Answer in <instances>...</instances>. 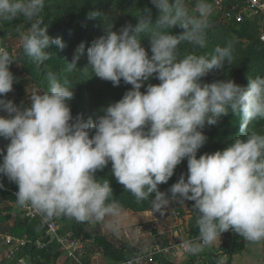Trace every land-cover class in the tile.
Instances as JSON below:
<instances>
[{"label": "clouds", "instance_id": "9594fccd", "mask_svg": "<svg viewBox=\"0 0 264 264\" xmlns=\"http://www.w3.org/2000/svg\"><path fill=\"white\" fill-rule=\"evenodd\" d=\"M151 3L159 12L155 24L146 8L135 26L129 23L119 33L105 30L87 50L84 70L90 68L114 87L122 80L132 86L122 99L102 109L103 115L73 120L68 103L73 89L52 71L47 72L49 90L34 94L30 106L0 99V111L7 113L0 116V138L10 141L6 154L0 149V173L18 186L15 195L21 206L30 205L48 217L102 221L120 214L119 204L109 202V181L95 176L111 162L112 175L137 201L152 196L157 210L170 202H194L198 237L180 245L188 253H199L229 230L249 242L264 240V134L247 131L252 121L264 119V77L249 79L247 87L232 80L201 83L233 59L230 44L217 46L210 59L192 54L178 59L184 42L205 46L212 11L208 0H196L195 14L187 0ZM44 4L0 0V23L19 16L34 20L27 31L18 26L16 32L24 54L41 64L51 58L52 45L64 47L38 19ZM177 26L185 30L179 36L167 32ZM142 33L150 37V57L141 44ZM83 53L82 43L68 71L77 68ZM13 63L12 55L0 49V96L13 90ZM153 78L160 83H149L142 92ZM229 111L241 118L239 135L224 150L197 158L207 142L201 130L218 124ZM185 159L187 175L171 186L170 196L160 192L158 186L166 184Z\"/></svg>", "mask_w": 264, "mask_h": 264}, {"label": "crops", "instance_id": "0c3cea01", "mask_svg": "<svg viewBox=\"0 0 264 264\" xmlns=\"http://www.w3.org/2000/svg\"><path fill=\"white\" fill-rule=\"evenodd\" d=\"M33 22L34 20H26L19 16L11 22L0 23V49L7 50L12 55L14 63L10 66V71L15 77L13 90L6 96H0V99L11 100L20 107L30 106L29 98L39 90L32 77L23 68V47L16 32L18 26H23V30L27 31ZM3 33L4 38H2ZM0 116L7 117V113L0 111ZM1 143L4 145L5 154L10 141L3 139ZM1 181L4 183L0 179ZM7 188L4 186L2 191L9 196V199L0 198V264H70L61 248H57L49 261L39 263L31 262L28 258H23L24 262H22V259H18L16 255L9 256L7 240L25 239L27 233L17 236L15 231L17 226L24 227L28 220L24 218L23 207L21 208L19 204L16 206L12 192ZM192 216L193 212L189 207L184 208V214L181 216L171 208L149 211L120 208L119 215H108L102 221L93 219L83 222L63 214L48 217L43 213L40 218L29 220L27 232L40 237L46 233L49 221H53L58 225L61 235L83 242L84 248L77 264H119L122 261L116 258L125 252L127 246L138 253H147L156 249L175 247L183 240L193 239L188 235ZM95 237H102L112 245V257L105 255L103 249L94 242ZM235 246H240L238 247L240 251L232 256L230 264H264V240L249 242L232 230L223 233L211 246L204 247L199 255L204 257L203 264H212L214 260L211 254H223V261H226L227 253ZM174 249L172 254L159 257L156 264H202L197 263L194 256L185 254L178 248Z\"/></svg>", "mask_w": 264, "mask_h": 264}, {"label": "rangeland", "instance_id": "374dc122", "mask_svg": "<svg viewBox=\"0 0 264 264\" xmlns=\"http://www.w3.org/2000/svg\"><path fill=\"white\" fill-rule=\"evenodd\" d=\"M47 0H45L46 3ZM49 2H54L53 0H48ZM69 2L70 8L75 5V10L80 11L83 6H90V2L87 0H67ZM96 1V0H93ZM150 3L155 11V19L157 20L159 16V12L156 7L151 3V0H145ZM94 3V2H93ZM208 3L212 5V0H208ZM119 8L117 5L115 8L110 11V15L113 14L116 18L119 17V14L116 13V9ZM189 11L195 14V6L192 4L188 7ZM212 9V7H211ZM244 24L239 26H226L223 24V20L221 16L216 13L212 9L211 13L207 17V28L205 33L206 44L204 47L199 48L198 46H193L188 44L181 50L178 55V59L184 58L186 55L192 54L197 56H205L207 58H211L214 54V49L217 46H227L231 45L232 47V62L231 65L225 64L223 69L213 70L207 76L201 79V83H213L217 81L224 80H232L237 85L242 87H247L249 79H254L257 77L255 72L258 69L262 70L261 74L258 76L264 77V46L260 44L257 38L260 36L262 30L264 29V19L261 16H253L251 14L246 15L244 18ZM113 20H110L108 25H104V30L116 31L119 33L121 29V24L117 23L115 20V24ZM42 26H44L45 22H41ZM48 31H49V27ZM174 30L171 32L174 36H179L185 30L177 27H173ZM148 35V33H146ZM50 37L55 38L53 36L52 31L49 32ZM145 35L144 33L140 36L142 46L148 51L149 57L152 55L150 49V37ZM76 37L74 39H70L67 42L64 41L66 48L69 49L71 56H65L61 54V57H57L54 55L45 65V80L43 84V88L46 91L49 90L50 84L47 79V72L52 71L57 74L58 78L61 82L67 80L69 82L70 87L73 89L74 98L69 101V105L71 107L73 120L77 116L82 115L83 119L87 121L88 118L96 119L98 115H103L102 109L106 108L109 104L118 102L124 94L132 89V86L129 84H125L123 80L121 81L120 86L114 87L113 84L109 81H104L98 77L94 76V73L90 68L84 70L88 66V57H80L79 61L75 69L72 71H68V63L73 62L74 53L79 45H76ZM92 44L88 45V48L91 47ZM53 52H63V48L52 45L50 48ZM250 53V55H249ZM248 60V62H247ZM82 67V69H79ZM158 85L160 81L158 79H151L148 82H145L144 87L141 89L142 92L146 91L148 84ZM38 88V87H37ZM37 92L34 94H43L44 90L38 88ZM31 97L29 98L31 100ZM252 121L248 130H252L255 128L256 121ZM241 118L237 115H233L230 111L229 114L225 117H222L218 124L216 125H205V127L201 130L203 134L207 137L206 144L198 151L197 158L200 155L205 153H214L216 151H222L226 147L229 146L230 143L234 140L235 137L239 135ZM257 134H264V129L254 131ZM94 131L91 135H94ZM6 154V153H5ZM3 161V156H0V163ZM187 159L182 161L180 165L175 169L174 175L166 184H160L159 191L162 193H166L169 196L171 193L169 189L171 186L178 182L180 176L184 174L187 175ZM96 179L98 181L103 182L104 180H108L110 186L112 188L113 194L110 196V200L116 201L123 209H127L131 206H135L141 208L142 211H149L153 209H157L153 203V197L137 201V199L129 192L125 191L124 186L119 184L115 177L112 175V166L111 162L103 171H97ZM0 179L4 181V186H7L9 190L12 192V196L16 202V206H18V201L16 197V193L18 192V186L11 182L7 176L0 173ZM194 203L193 201H186L184 205H181L177 202H170L167 208L173 209V211L178 214L181 211H184V208L188 209V204ZM20 206V205H19ZM21 208L23 206H20ZM120 207V208H122Z\"/></svg>", "mask_w": 264, "mask_h": 264}, {"label": "trees", "instance_id": "16d2710c", "mask_svg": "<svg viewBox=\"0 0 264 264\" xmlns=\"http://www.w3.org/2000/svg\"><path fill=\"white\" fill-rule=\"evenodd\" d=\"M53 1H54L53 3L49 2L48 0L46 1V3L44 4V8L38 17V19L41 22L42 21L45 22L44 26L49 27L48 32L52 31L53 36L55 38H60L64 44L63 52L59 51L57 53L51 51L50 49L48 50L52 52L51 58L54 57V55H56L57 57H61V54L59 53H62V55L68 57L71 56L70 55L71 53L69 49L66 48L64 41L67 42L70 39H74L75 35H77L76 45H80L82 43L84 44V53L80 57L82 58L88 57L87 55L88 45L92 44L99 37L105 35V30L103 26L108 25L110 20H113L114 24H115V20H117V23H120L122 27L126 26L129 23L135 26L138 23L137 17H139L142 14V12L147 8L151 10L153 24H155L156 22L154 16L156 10L152 7L150 3L146 2L145 0H96V1L87 0V2H90L89 3L90 6H88L87 8V6L84 5L83 8L80 9V11L75 10V5L72 8H70L69 2L67 0H53ZM240 2H241L240 0L226 1V3L228 4H239V5L241 4ZM117 5H119V8L116 9V13L119 14V17L116 18L113 14L110 15L111 13L110 11H112V9L115 8ZM91 13H96L97 15L90 16ZM244 21L238 24L230 23L225 25L232 27L239 26L244 24ZM172 30L174 29H168L167 32L173 35V33L171 32ZM144 34L147 35L146 33ZM4 36L5 35L3 33L2 38H4ZM257 39H258L257 41L264 46V44L260 41L259 37ZM186 45H187L186 42L180 45L179 53ZM48 62L45 61L41 64L33 60L32 58L27 57L23 51L22 64L24 70L32 77L36 87L41 88L43 90H44L43 87L44 86L46 87V84L44 83L45 80L44 68ZM48 64L50 65V63ZM79 69H82V67H79ZM255 70H257L255 72V75L258 76L261 74L262 70L258 69V67H256ZM261 129H264V119H259L258 121H256L255 128L247 131L254 132L256 130H261ZM2 140L3 138H0L1 142ZM1 142H0V149L5 150L4 145H2ZM0 185H2V187H0L1 200H8L9 196L2 191L5 184L1 181ZM111 201L112 200L109 199V202ZM193 204L192 203L188 204V207L193 212V216L189 225L188 235L191 238L196 239L198 237V228L196 227L197 215L193 210ZM135 206H131L127 209H130L132 211H142L141 208ZM183 214L184 211L178 213L179 216ZM27 223H29V220L26 222V225H24V227L17 226L15 233L17 236H21L22 234L27 233V238L31 240V242H29L26 246L21 248L17 252L16 257L18 259L28 258L31 262H36V263H39L41 261H49L50 258L53 256V253L57 250L58 246L55 243H53L50 244L44 250L37 249L34 245V241L42 238L43 236H45V234L40 237L33 236L31 232L30 233L27 232ZM94 242L100 248L103 249L105 255L112 257L113 248L112 245L106 241V239L102 237H95ZM238 247L240 246H235L233 250L227 253L228 258L226 261H223V254H213V255L211 254V258L212 260H214L212 264H230V260L232 256L236 252L240 251ZM134 253H138V252H136L135 249H132L130 246H127L125 248V252L122 253L121 255H118L116 259L119 261H124L131 258L132 254Z\"/></svg>", "mask_w": 264, "mask_h": 264}, {"label": "built area", "instance_id": "2783aa9c", "mask_svg": "<svg viewBox=\"0 0 264 264\" xmlns=\"http://www.w3.org/2000/svg\"><path fill=\"white\" fill-rule=\"evenodd\" d=\"M241 4H228L226 0H212V9L218 13L224 24L230 23H242L246 15L261 16L264 19V0H240ZM196 0H187V7L192 4L195 6ZM260 41L264 44V29L262 30L260 36ZM24 218L27 220H35L40 218L43 213L31 207L30 205L23 206ZM196 240V239H191ZM31 240L27 237L23 240H13L12 238L7 240L9 246V256L13 257L17 252L26 246ZM55 243L58 248H61L66 254V259L71 264L79 263V257L83 251V242L73 237L63 236L60 233L58 225L49 221L47 226V231L45 236L34 241V245L39 250L46 249L50 244ZM182 243V242H181ZM181 243L175 247L165 248V249H156L147 253H134L131 258L122 261L119 264H156L159 257L168 256L172 254L175 250L174 248L180 249L185 254H190L194 256L197 260V263H205L204 257H201L199 253L192 254L185 251L181 247ZM22 262L24 259L21 258Z\"/></svg>", "mask_w": 264, "mask_h": 264}]
</instances>
